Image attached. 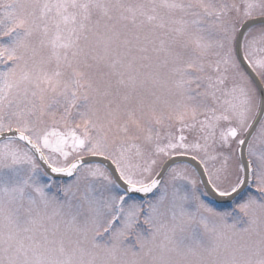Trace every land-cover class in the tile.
Wrapping results in <instances>:
<instances>
[{"label": "snow or ice", "instance_id": "1", "mask_svg": "<svg viewBox=\"0 0 264 264\" xmlns=\"http://www.w3.org/2000/svg\"><path fill=\"white\" fill-rule=\"evenodd\" d=\"M0 264H264V0H0Z\"/></svg>", "mask_w": 264, "mask_h": 264}, {"label": "rangeland", "instance_id": "2", "mask_svg": "<svg viewBox=\"0 0 264 264\" xmlns=\"http://www.w3.org/2000/svg\"><path fill=\"white\" fill-rule=\"evenodd\" d=\"M229 2H230V0H229Z\"/></svg>", "mask_w": 264, "mask_h": 264}]
</instances>
